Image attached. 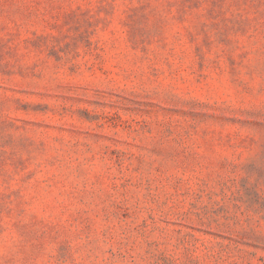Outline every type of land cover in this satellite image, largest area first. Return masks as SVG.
<instances>
[{"label": "rangeland", "instance_id": "1", "mask_svg": "<svg viewBox=\"0 0 264 264\" xmlns=\"http://www.w3.org/2000/svg\"><path fill=\"white\" fill-rule=\"evenodd\" d=\"M0 264H264V0H0Z\"/></svg>", "mask_w": 264, "mask_h": 264}]
</instances>
